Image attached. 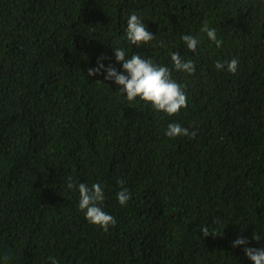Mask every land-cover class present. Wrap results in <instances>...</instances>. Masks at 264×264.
<instances>
[{"label": "trees", "instance_id": "obj_1", "mask_svg": "<svg viewBox=\"0 0 264 264\" xmlns=\"http://www.w3.org/2000/svg\"><path fill=\"white\" fill-rule=\"evenodd\" d=\"M133 12L156 47L127 42ZM117 47L169 67L187 108L168 117L89 77L100 57L123 72ZM232 58L236 74L215 68ZM70 179L102 185L114 228L87 222ZM245 247L264 248V0H0V264H252Z\"/></svg>", "mask_w": 264, "mask_h": 264}, {"label": "clouds", "instance_id": "obj_2", "mask_svg": "<svg viewBox=\"0 0 264 264\" xmlns=\"http://www.w3.org/2000/svg\"><path fill=\"white\" fill-rule=\"evenodd\" d=\"M200 31L206 33L208 40L215 43L217 48L223 45V40L217 37L216 29L210 28L207 22L204 23ZM125 38L127 42L138 49L148 45L156 47L155 44H152L156 36L148 30L135 12L127 19ZM182 41L190 52L197 53L200 44L198 37L184 35ZM117 44H119V41H117ZM161 46H163L162 42ZM113 52L115 60L122 66L123 72H118L111 64L105 67L102 62L104 57H100L97 60V67L90 68L87 75L94 77L106 73L105 80L113 81L119 88L118 93L123 94L130 104L143 102L149 105L153 111L163 113L168 117L179 116L180 112L187 108V93L184 87L173 79L172 70L169 67L155 64L152 59H146L141 54H132L129 57L122 47H117ZM171 62L177 72H184L188 75L195 72V63L192 60L185 61L178 51L171 54ZM215 68L217 70L226 68L227 72L234 75L238 71L239 60L232 58L224 63L217 61ZM165 135L169 138L188 137L192 139L195 138L196 132L182 127L179 123H170ZM118 183L121 186V191L117 193V201L120 206H126L131 199L130 191L127 187H124V181L121 180ZM67 187L69 189L76 188L78 191L79 210L84 213L89 224L102 229L104 232H108L110 228L116 226L115 218L102 209L105 192L100 183H95L89 187L86 183L76 185L70 179ZM200 231L205 238L216 236V233L214 231L210 232L207 226H201ZM253 239L259 242L261 236L253 234ZM247 243L246 239L238 238L234 241L233 247ZM244 252L247 258L252 261V264H264V248L245 247ZM8 259L9 257H4L5 261ZM51 264H57V261L52 259Z\"/></svg>", "mask_w": 264, "mask_h": 264}]
</instances>
